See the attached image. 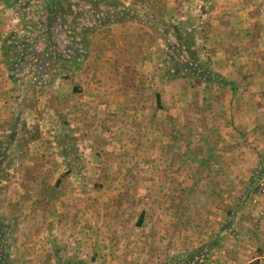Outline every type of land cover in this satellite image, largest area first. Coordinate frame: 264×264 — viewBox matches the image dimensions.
Here are the masks:
<instances>
[{
	"label": "crops",
	"instance_id": "crops-1",
	"mask_svg": "<svg viewBox=\"0 0 264 264\" xmlns=\"http://www.w3.org/2000/svg\"><path fill=\"white\" fill-rule=\"evenodd\" d=\"M201 1L47 0L20 20L0 0V264H172L207 244L201 264H264V0ZM187 45L225 85L174 73ZM79 150L84 170L110 163L93 206L62 182Z\"/></svg>",
	"mask_w": 264,
	"mask_h": 264
},
{
	"label": "rangeland",
	"instance_id": "rangeland-1",
	"mask_svg": "<svg viewBox=\"0 0 264 264\" xmlns=\"http://www.w3.org/2000/svg\"><path fill=\"white\" fill-rule=\"evenodd\" d=\"M34 3L31 4V1L29 2L28 0H9V3H10V7H13L15 8V10L18 11V13H16L18 16H19V19L21 20V7L23 8H29V6H31V8H34V6L36 7H43L45 8L46 6H49L47 4V0H33ZM38 3H35L37 2ZM114 2L116 0H113ZM113 1H103V0H52L53 2V5H56L57 7H60L61 4L64 5H68L69 9L71 12L73 11H80L81 14L87 12V10H96L98 7L100 6H106V4H111L113 3ZM105 2V3H104ZM9 7V6H8ZM116 8H120V9H123L124 7L122 6H116ZM198 8V7H197ZM105 11H108L107 8ZM101 13H105L104 11L101 12ZM107 16L106 17H109V19H114V16H110L107 12L105 13ZM86 15V14H85ZM29 16H32V15H29ZM71 17V20H75L77 21V17L74 16V13ZM105 16H103V19H104ZM105 17V19H106ZM93 21L94 20H90V24H93ZM106 21V20H104ZM78 23L81 25V27H89V25L87 24V20L85 21L84 19H79ZM79 25V26H80ZM79 26H76L75 27H79ZM80 32V31H79ZM14 33V32H13ZM73 33V32H71ZM14 37V35H12ZM74 39V37H72ZM171 54V58L173 59L174 56H176V51L175 49L171 50L169 52ZM192 62H193V58H192ZM176 132V131H175ZM173 136L174 137H177L176 134L173 133ZM79 146V145H78ZM81 147V145L79 146ZM79 147H77L76 149H80ZM0 151H1V147H0ZM80 152H78V154H74V159H71L68 163L72 164V166L70 167H74V171H73V174H66L64 177H62V182H65V181H68L69 184L65 185L64 187H68L70 185V187H72V189L74 188L76 191L73 190L72 192V195H71V199L72 201L76 204V205H79L83 200H86L88 199L90 201V205H92L93 201H97V199L101 200L102 199V196L100 195L99 197L97 192L95 193L96 190H98V188H101L102 185H103V181L101 180L102 178V170H98L97 168V165H95L94 163L97 162L99 164H103L104 165H107V164H110L107 159L104 161L101 160L99 161L100 158H96V159H91L93 157H96L98 156V152L97 153H93V152H90L89 154V168H88V171L87 170H84L83 169V164L85 163V158H83V150H79ZM121 152H124V150H122ZM121 152H118L119 154ZM129 152V151H127ZM88 154H86L87 156ZM109 157V154H105ZM85 157V156H84ZM110 158V157H109ZM93 162V163H92ZM110 162L112 163V160L110 159ZM64 163H67V160L64 161ZM162 162H160L161 164ZM70 172V171H69ZM22 177V176H21ZM30 178H27V179H32L34 178V176H29ZM10 179L11 176L10 175H4L2 174V176H0V179ZM12 178H14L12 176ZM17 178V177H16ZM103 179V178H102ZM50 181V179H49ZM70 190V189H69ZM71 191V190H70ZM70 191L68 192L67 195V198L68 200L70 199ZM93 205H96V204H93ZM92 205V206H93ZM99 211L98 209H95L93 211V214L91 215V219L92 217L95 219V222L96 220L98 219L99 217ZM81 224V221L77 222L76 223V226H79ZM0 235H1V231H0ZM100 235H90L89 238H90V241H91V246H96L97 247V244L99 242L98 238H99ZM108 236V235H107ZM79 238H81V235H78ZM100 239V238H99ZM80 242V241H79ZM95 244V245H94ZM100 244V243H99ZM76 247V246H75ZM208 249L210 248V245L207 244L205 247H203L202 249H200L201 253L203 252V249ZM200 251H197L195 253H192L191 255H188L187 257H184V258H173V261H172V264H184V263H181L183 262L184 260L183 259H186V258H190L192 257L193 255H197L198 252ZM89 253L87 254V257H83V255L81 253L77 254L74 259V264H85L86 261H91L95 264H100V262L98 261V258L96 257L97 255L93 254L92 255H89ZM200 259V258H199ZM107 260V259H106ZM205 260V257H203L200 262L198 260V263L201 264V261ZM109 261V260H108ZM103 263V262H101ZM109 263H111V261H109Z\"/></svg>",
	"mask_w": 264,
	"mask_h": 264
},
{
	"label": "trees",
	"instance_id": "trees-1",
	"mask_svg": "<svg viewBox=\"0 0 264 264\" xmlns=\"http://www.w3.org/2000/svg\"><path fill=\"white\" fill-rule=\"evenodd\" d=\"M180 37V40L184 41L185 43H188L187 42V39L186 38H189L190 35H187V37H182V35L179 36ZM186 39V41H185ZM32 46V42H28L27 44L24 43L22 44V47L19 48L18 50V55H21L22 53V56L23 55H28V48ZM188 49L186 51L187 53V59L186 61H184L183 63H180L178 61H173L172 63V67L171 69L175 70L176 72L174 73H181V72H184L187 76H191L193 77L194 79L196 80H199V81H204V82H216L217 84H221V85H225L226 83L222 80H219L218 77L212 73L211 71H209L205 66H203L201 63H199L195 57H194V52L192 50L189 49V45L186 46ZM15 51L16 50V44L15 43H10L9 45V51ZM72 55H76V53L78 52V49L74 48L72 50ZM192 58H193V62H192ZM26 67H27V61H25L24 59H20L18 61L17 64H15L14 68L12 69L13 70V73L17 71V73H23L25 72L26 70ZM201 251L197 253V255H193L192 257L190 258H186V259H183L184 261L181 262V263H184V264H200L198 263V260L200 262L201 259H199V257L201 256ZM203 261V260H202ZM250 264H259L258 262H253V263H250Z\"/></svg>",
	"mask_w": 264,
	"mask_h": 264
},
{
	"label": "built area",
	"instance_id": "built-area-1",
	"mask_svg": "<svg viewBox=\"0 0 264 264\" xmlns=\"http://www.w3.org/2000/svg\"><path fill=\"white\" fill-rule=\"evenodd\" d=\"M198 10H200L199 12L201 16H205V14L210 10V2L202 0L200 4H198ZM254 192L252 204H258L260 206L261 210L259 212V216L264 219V177L259 178L255 182Z\"/></svg>",
	"mask_w": 264,
	"mask_h": 264
}]
</instances>
